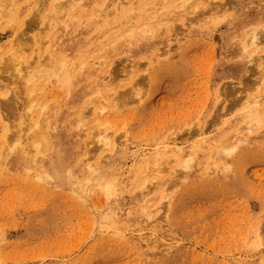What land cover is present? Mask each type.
<instances>
[{"label": "rangeland", "instance_id": "374dc122", "mask_svg": "<svg viewBox=\"0 0 264 264\" xmlns=\"http://www.w3.org/2000/svg\"><path fill=\"white\" fill-rule=\"evenodd\" d=\"M158 1L0 0V264H264V0Z\"/></svg>", "mask_w": 264, "mask_h": 264}, {"label": "bare ground", "instance_id": "6f19581e", "mask_svg": "<svg viewBox=\"0 0 264 264\" xmlns=\"http://www.w3.org/2000/svg\"><path fill=\"white\" fill-rule=\"evenodd\" d=\"M39 1V0H38ZM160 1V0H159ZM158 1V2H159ZM162 1V0H161ZM160 1V2H161ZM42 2V1H41ZM163 2V1H162ZM161 2V3H162ZM55 3V2H54ZM11 4V3H10ZM156 4H157V1H156ZM155 4V5H156ZM53 5V4H52ZM60 5V4H59ZM158 5V4H157ZM33 7V6H32ZM59 7V6H58ZM154 7V6H153ZM54 9H55V7H54ZM149 9V8H148ZM163 10H165L164 8H163ZM33 12V11H32ZM147 12V11H146ZM160 12V11H159ZM2 13V12H1ZM165 13V12H164ZM163 13V14H164ZM30 14V13H29ZM147 14H148V12H147ZM166 14V13H165ZM168 14V13H167ZM154 15V14H153ZM167 16V15H166ZM165 15L163 16V17H166ZM4 17V16H3ZM144 17V16H143ZM160 17V16H159ZM158 17V18H159ZM161 18V17H160ZM4 19H5V17H4ZM156 19V18H155ZM158 20V19H157ZM23 27V26H22ZM19 36V35H18ZM255 38V36H253V39ZM17 39V38H16ZM19 39H20V36H19ZM17 41V40H16ZM20 41V40H19ZM253 41H255V39L253 40ZM24 42V41H23ZM22 43V42H21ZM19 44V43H18ZM20 45H22V44H20ZM25 45V44H24ZM23 48V47H22ZM55 62V61H54ZM9 64V63H8ZM7 64V65H8ZM57 64V63H56ZM52 65H54V64H52ZM50 66L48 69H46L45 71L46 72H49V71H53L54 70V67L53 66ZM57 66V65H56ZM20 68V67H19ZM19 68H18V70H19ZM44 72V71H43ZM62 75V74H61ZM26 81V80H25ZM27 82V81H26ZM29 82V81H28ZM261 85V84H260ZM15 104V103H14ZM17 104V103H16ZM20 106V105H19ZM7 107H5V109H6ZM9 108V107H8ZM34 109V107H32V110ZM255 113H256V111H255ZM254 113V114H255ZM250 116V115H249ZM252 116H254V115H252ZM255 116H257V115H255ZM262 117V116H261ZM248 120H249V118H248ZM253 120V124H258L257 123V119L256 120H254V119H252ZM248 122H246L245 123V125L247 124ZM251 123V122H250ZM249 123V124H250ZM247 126V125H246ZM245 126V127H246ZM250 126H252V124L250 125ZM250 126H247V129L246 130H248V129H250ZM258 126V125H257ZM242 130V129H241ZM244 130V129H243ZM248 133V132H247ZM250 134V133H249ZM29 136H31L30 138L32 139V141H33V144H34V146L35 147H37V149L39 148V145H38V143H35V141H34V139L35 138H33L32 137V133H31V135H30V133H29ZM240 137V136H239ZM246 137V136H245ZM244 137V138H245ZM242 138H243V136H242ZM242 138H237V139H235V142H233V143H231V144H229V146H225L223 149H222V151H221V153H219V155L217 156L215 153V156H217L216 157V159H217V161H219L220 163H223L224 165H225V161L227 160V158L229 157V155H230V153H231V151L235 148V146L237 145V144H239V143H241V142H243V143H246L245 141L246 140H244V139H242ZM12 139V138H11ZM263 139V138H262ZM8 140H9V138H8ZM14 140H10V141H4V143L5 144H7V147H6V150L4 151V156H2V158L0 157V160H3V162H2V164L3 165H7V159L6 158H8L9 157V155L12 153V150H11V148H12V145H10L9 146V142H13ZM35 149V148H34ZM172 147H170V146H165V147H163L162 148V150H161V152H162V160L161 161H163L164 162V160H168V157H167V152H172ZM6 152H8L6 155V158H4L5 157V153ZM158 152H160V151H158ZM1 153H2V151H1ZM159 155V154H158ZM216 159H214L215 160V162H216ZM163 162H161V164H163ZM146 164H147V162H146ZM109 182V181H108ZM114 183V182H113ZM113 183H106V184H102L101 185V188H103V190H104V192L106 193V194H111V192H112V190H113ZM98 184V183H97ZM99 188V187H98ZM107 217V216H106ZM106 217H104V219L106 218ZM112 219V218H111Z\"/></svg>", "mask_w": 264, "mask_h": 264}]
</instances>
